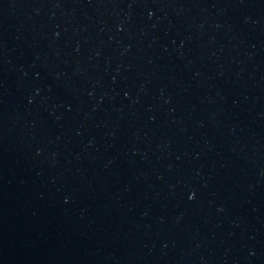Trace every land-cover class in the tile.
<instances>
[{
  "label": "water",
  "instance_id": "water-1",
  "mask_svg": "<svg viewBox=\"0 0 264 264\" xmlns=\"http://www.w3.org/2000/svg\"><path fill=\"white\" fill-rule=\"evenodd\" d=\"M0 264H264V0H0Z\"/></svg>",
  "mask_w": 264,
  "mask_h": 264
}]
</instances>
